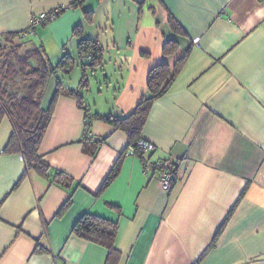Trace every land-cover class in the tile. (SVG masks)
Returning a JSON list of instances; mask_svg holds the SVG:
<instances>
[{
    "label": "crops",
    "instance_id": "obj_1",
    "mask_svg": "<svg viewBox=\"0 0 264 264\" xmlns=\"http://www.w3.org/2000/svg\"><path fill=\"white\" fill-rule=\"evenodd\" d=\"M74 1L0 0V37L27 30L34 16L66 7L30 43L43 45L56 66L65 54L79 57L74 31L80 27L84 38L99 43L102 63L109 52L120 72L108 86V72L102 71L105 99L92 106L81 80L102 65L86 71L76 65L71 79L62 73V81L50 79L43 107L60 81L80 92L91 115L115 118L132 114L148 94L154 67L173 66L188 52L142 134L153 146V160L180 163L178 179L164 191L156 174L144 175L139 157L126 154L118 176L102 190L129 139L92 120L90 135L104 142L94 156L85 153L86 112L65 95L55 103L40 146L49 177L26 174L23 156L6 152L13 126L4 118L0 264H106V248L74 233L86 213L118 224L119 264H264V0H84L71 8ZM171 18L184 33L172 29ZM74 37L76 46L68 50ZM168 41L179 45L172 56L164 55ZM89 87L87 80L83 88ZM57 172L70 176V184L54 182Z\"/></svg>",
    "mask_w": 264,
    "mask_h": 264
},
{
    "label": "trees",
    "instance_id": "obj_2",
    "mask_svg": "<svg viewBox=\"0 0 264 264\" xmlns=\"http://www.w3.org/2000/svg\"><path fill=\"white\" fill-rule=\"evenodd\" d=\"M83 2L84 0H76L71 8H76L82 5ZM65 10H62V13ZM87 14H90V12ZM61 15L58 14V17ZM170 24L176 33H184L174 18L170 19ZM23 32L0 37L2 44H4L0 48V124L4 118L10 119L13 134L6 147V152L18 153L23 156L26 174L34 171L39 175L49 177L51 167L45 160L44 155L40 153V146L52 120L55 103L61 95L77 99L79 107L86 112V130L82 140L85 153L94 156L97 147L104 142L103 139H95L90 135L92 120L102 121L114 129L124 132L129 139V147L138 149V142L144 140L142 134L154 103L169 92L188 60L187 52L173 66L164 62L154 67L148 77V94L143 97L134 112L124 118L103 116L99 113L91 115L83 103L80 92L64 88L60 81L57 82L56 92L50 105L43 107L44 96L51 77H54L57 73L68 76L76 65H80L85 71L87 67L102 65V50L97 41L84 38L79 27L74 31L80 38L78 44L79 57L74 58L69 54H65L57 65L53 66L47 57L44 46H35L30 43L29 38L31 36L21 38ZM178 49L179 45L176 41H168L164 47V55L172 56L176 54ZM88 54H91L92 57L89 63H84L82 58ZM86 84L87 77L84 74L81 86L85 87ZM151 153L152 151L148 153L147 157L143 156L141 158L143 159L142 163L145 161L144 159L151 156ZM126 154L128 155V149L113 167L103 184L102 190L106 189L118 176L121 160ZM53 181L62 185H69L71 177L66 173L57 172L53 177ZM71 202V199L68 200L62 211ZM110 207L119 210L114 205H110ZM117 231L118 224L115 221L92 213L84 214L74 227V233L78 237L107 249L106 264L120 263L121 253L115 245Z\"/></svg>",
    "mask_w": 264,
    "mask_h": 264
},
{
    "label": "built area",
    "instance_id": "obj_3",
    "mask_svg": "<svg viewBox=\"0 0 264 264\" xmlns=\"http://www.w3.org/2000/svg\"><path fill=\"white\" fill-rule=\"evenodd\" d=\"M66 7L61 6L56 8L53 11L48 13H43L37 16H34L31 21L30 27L22 33L21 38L34 36L37 33V30L40 27L46 26L48 23L57 19L58 14H62V10H65ZM2 40L0 38V48L3 46ZM92 55L88 54L85 59H91ZM138 149L134 147L128 148V155L137 156L140 159L145 156H148L153 150V146L146 140H141L137 144ZM143 160V159H141ZM143 162V173L146 177H150L154 174L158 176L159 182L164 191H170L178 177V170L180 163L178 161H172L167 159L153 160L150 157L144 159Z\"/></svg>",
    "mask_w": 264,
    "mask_h": 264
},
{
    "label": "rangeland",
    "instance_id": "obj_4",
    "mask_svg": "<svg viewBox=\"0 0 264 264\" xmlns=\"http://www.w3.org/2000/svg\"><path fill=\"white\" fill-rule=\"evenodd\" d=\"M85 24L88 25L89 24V20H86L85 21ZM41 28H39V29H41ZM42 30L43 29H41V31ZM42 33H43V31L40 33V35ZM76 42H77V38L74 37L71 40V42L68 44L69 45L68 50H69V48H74L76 46ZM49 48H51V45H49ZM109 54H110L109 52L106 54L105 61L103 62L102 67H100V68L97 69L98 70L97 72H92L91 70H89L87 72V80H89V82H90V87H89L88 91L85 90L82 87V91H83L82 92L83 93L82 95L83 96H85V95L87 96V94H88L87 99H89V100H87V101H89V103L92 102L91 103L92 106H94L95 100L99 99V102L101 101V104H102V101H104V99H105L106 92H104V91H107V88H106V85L104 83V81H105L104 80L105 79V75L103 74L102 71L103 70H106V72H108V75H109V78L107 79L108 86H110V80L112 81V79H116L117 74L120 72L119 69L117 70V69L114 68V64L113 63H110V61H111L110 58L111 57L109 56ZM76 69H79V68H76ZM76 69L71 72V74L69 76V79H71L72 75L75 73V71H77ZM60 74L61 73H57L54 77H56V79L62 81L63 80V77ZM52 78L53 77H51V79ZM101 88L103 90V94H100L99 95L98 93L100 92V89Z\"/></svg>",
    "mask_w": 264,
    "mask_h": 264
}]
</instances>
